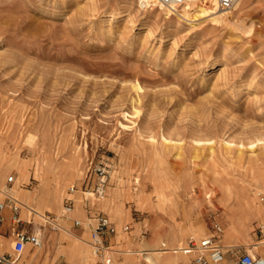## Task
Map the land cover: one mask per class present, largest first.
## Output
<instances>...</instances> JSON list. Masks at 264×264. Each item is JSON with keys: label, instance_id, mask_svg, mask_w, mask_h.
Here are the masks:
<instances>
[{"label": "rangeland", "instance_id": "1", "mask_svg": "<svg viewBox=\"0 0 264 264\" xmlns=\"http://www.w3.org/2000/svg\"><path fill=\"white\" fill-rule=\"evenodd\" d=\"M181 8L0 0V189L21 218L3 211L0 255L149 264L148 251L210 234L227 262L264 255V219L236 198L248 186L264 207V0L192 23ZM99 216L118 249L94 256L84 242ZM17 231L41 245L14 255Z\"/></svg>", "mask_w": 264, "mask_h": 264}, {"label": "built area", "instance_id": "2", "mask_svg": "<svg viewBox=\"0 0 264 264\" xmlns=\"http://www.w3.org/2000/svg\"><path fill=\"white\" fill-rule=\"evenodd\" d=\"M159 4L167 7H180L185 0H155ZM237 0H217L218 7L224 11L230 10ZM141 6H145L140 4ZM13 177H8L7 182L11 183ZM264 197H262V200ZM9 205L10 221L13 225L21 223L20 218V206L12 199V197L4 196V199H0V222L3 219V211L6 206ZM71 204L67 203L64 206V212L71 211ZM75 225H80L79 221L74 222ZM58 226V225H57ZM260 230L264 232V222L260 225ZM113 227L109 219L105 216H99L95 218V227L92 229L91 241L88 242L92 255L99 256L103 253L105 246L108 244L106 241L101 242L102 235L112 232ZM29 244L32 247H39L41 245V239L36 233H15V241L13 247L14 255L18 256L21 253L22 248ZM184 254L191 255L190 264H264V257L260 255H252L248 252H243L239 255H233L230 261H226L225 254L222 251V247L219 245L217 238L214 234L204 236L200 239L194 237H188L185 240L183 246ZM112 251V250H109ZM107 261V260H106ZM109 261V260H108ZM106 264L108 262H105ZM0 264H14L9 254L0 255ZM109 264V263H108Z\"/></svg>", "mask_w": 264, "mask_h": 264}, {"label": "bare ground", "instance_id": "3", "mask_svg": "<svg viewBox=\"0 0 264 264\" xmlns=\"http://www.w3.org/2000/svg\"><path fill=\"white\" fill-rule=\"evenodd\" d=\"M138 1H139L140 4H143L145 6L156 5L158 9H160V10L165 9V12L167 11V13L169 12V14L177 12V10H179V9H176L175 7H172V6L165 7V6L161 5V4H159L158 2H156L155 0H138ZM200 1H201V3L205 2L206 6L205 5L204 6L200 5L199 4ZM240 2H241V0H237L235 2V4L233 5V7L237 6V4H239ZM207 3L210 5V7L207 6ZM181 6H182V8H181L182 14H179V15L181 16V18L183 19V21L185 23H192L195 20V17L196 16L198 17L201 14H203V15H205V14L206 15L214 14L215 15L214 18H213L214 20H219L223 16L222 12L221 13L218 12V11H220L222 9H220L218 7L217 0H185V2ZM233 7L230 10H227V11H231L233 9ZM226 12H224V13H226ZM252 145H254V144H252ZM230 148L231 147H229L228 149H230ZM239 151H240V149H239ZM236 157H238V156H236ZM237 160H238V158H237ZM246 187H247L246 189H242V194H240L241 196H237L236 197L237 200L241 203V205L243 207V212H245V213H248V212H252L253 213L254 212V214H256L257 216H260L261 219H264V207H261V206H258V205L255 206V200L250 195V192L248 191V186H246ZM0 192L4 196L12 197V199L15 200V202H17V204L19 205V202L12 195L11 191L9 192L8 190L0 189ZM6 208L9 209V205H7ZM35 214L37 216H39V213L35 212ZM40 215L42 216V214H40ZM37 231H38V234H39L40 231L39 230H37ZM261 243L264 244V241H262ZM84 244L89 246L88 243L84 242ZM162 245L164 246V244H162ZM105 249H107V250H117L118 246L115 245V244H111V242H109V245H106ZM182 249H183V246H179L178 248L172 249V250L160 248V249L148 251V252H146V256H144L143 259H144V261H146L149 264H179L181 262L183 263V261L187 257L184 255V253H182L183 252ZM125 252H127V253H131V252L140 253V251H131V250H126ZM178 253H181L180 256L177 255ZM263 257H264V255H263ZM126 261H127L128 264H140V261L138 260V258H134V257H132V258L125 257V262ZM103 262H104V260H103ZM105 262L109 263L110 261L107 260Z\"/></svg>", "mask_w": 264, "mask_h": 264}]
</instances>
